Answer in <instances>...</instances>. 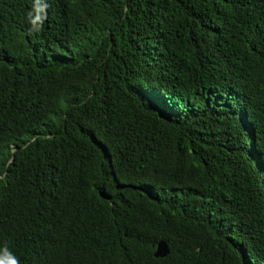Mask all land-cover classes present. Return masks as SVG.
Here are the masks:
<instances>
[{
    "label": "trees",
    "instance_id": "obj_1",
    "mask_svg": "<svg viewBox=\"0 0 264 264\" xmlns=\"http://www.w3.org/2000/svg\"><path fill=\"white\" fill-rule=\"evenodd\" d=\"M4 250L264 264V0H0Z\"/></svg>",
    "mask_w": 264,
    "mask_h": 264
},
{
    "label": "clouds",
    "instance_id": "obj_2",
    "mask_svg": "<svg viewBox=\"0 0 264 264\" xmlns=\"http://www.w3.org/2000/svg\"><path fill=\"white\" fill-rule=\"evenodd\" d=\"M37 11H40V9H37ZM40 19L41 17L39 15L30 19V23L34 29L37 28V21ZM0 264H18V261L12 256L11 253H8L7 250H4L3 257L0 258Z\"/></svg>",
    "mask_w": 264,
    "mask_h": 264
},
{
    "label": "water",
    "instance_id": "obj_3",
    "mask_svg": "<svg viewBox=\"0 0 264 264\" xmlns=\"http://www.w3.org/2000/svg\"><path fill=\"white\" fill-rule=\"evenodd\" d=\"M168 252H169V249H168L167 244L163 241H159L157 243L154 255L155 257L162 258V257L167 256Z\"/></svg>",
    "mask_w": 264,
    "mask_h": 264
}]
</instances>
